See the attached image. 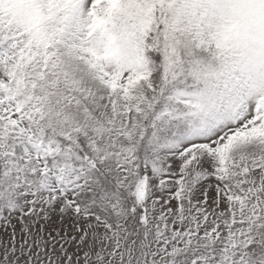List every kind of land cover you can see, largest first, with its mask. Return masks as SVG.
<instances>
[{
	"label": "snow or ice",
	"instance_id": "1",
	"mask_svg": "<svg viewBox=\"0 0 264 264\" xmlns=\"http://www.w3.org/2000/svg\"><path fill=\"white\" fill-rule=\"evenodd\" d=\"M0 264H264V0H0Z\"/></svg>",
	"mask_w": 264,
	"mask_h": 264
}]
</instances>
